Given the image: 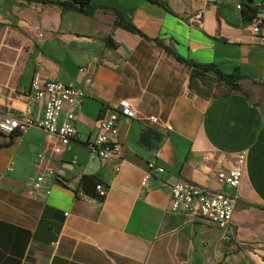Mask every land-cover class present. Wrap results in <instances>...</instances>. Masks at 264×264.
<instances>
[{"label":"crops","instance_id":"obj_1","mask_svg":"<svg viewBox=\"0 0 264 264\" xmlns=\"http://www.w3.org/2000/svg\"><path fill=\"white\" fill-rule=\"evenodd\" d=\"M93 4L100 9L88 16L0 0V123L43 118L45 100L26 113L36 73L89 94L68 145L39 127L0 131V264H264V45L243 18L257 0ZM103 7L121 11L144 37L115 28ZM238 69L249 77L233 91L218 72ZM122 102L136 117L120 116L112 138L120 156H92L100 119ZM150 129L160 136L148 147ZM241 153V185H221L218 170ZM151 161L165 171L144 185ZM85 175L103 184V202L78 191ZM182 181L228 194L230 228L173 211L171 186Z\"/></svg>","mask_w":264,"mask_h":264},{"label":"built area","instance_id":"obj_2","mask_svg":"<svg viewBox=\"0 0 264 264\" xmlns=\"http://www.w3.org/2000/svg\"><path fill=\"white\" fill-rule=\"evenodd\" d=\"M238 9L243 10L242 5ZM256 13L249 21L252 31L257 34L264 45V0H257ZM82 71V70H81ZM89 94L84 89L75 86L73 83H63L57 80H44L39 73L33 77L29 102L26 113H31L34 103L45 100L44 116L36 119L32 116L21 118L5 116L0 123V131L11 133L14 130L24 131L29 127H39L48 134L57 136L63 146L68 145L78 135L75 125L76 110L80 108L83 101ZM135 118L136 111L127 103L122 102L116 105L109 115L100 119L99 131L95 138L89 142L92 156L102 159L119 157L122 145L112 138L118 133V122L120 116ZM149 121L153 124L160 122L158 117L152 116ZM170 129L169 126H167ZM60 150L57 149V152ZM246 155H238L232 167H222L217 172V180L221 185L237 188L241 185L244 173ZM9 170H13L12 167ZM164 167L156 162L148 163L143 184L146 185L153 174L163 173ZM53 171L46 175L37 177L34 187L41 188L47 176H53ZM97 190L105 194L103 184L97 185ZM172 210L175 212H194L203 220L210 222L221 229H229L234 213V201L223 191L215 190L193 181L177 182L171 186ZM226 238H229L226 236Z\"/></svg>","mask_w":264,"mask_h":264},{"label":"trees","instance_id":"obj_3","mask_svg":"<svg viewBox=\"0 0 264 264\" xmlns=\"http://www.w3.org/2000/svg\"><path fill=\"white\" fill-rule=\"evenodd\" d=\"M28 1H34L43 4H55L58 5L60 8H62L63 11H75L88 16H93L95 12L98 9H100V7L93 4V0H28ZM102 9L105 12L113 13L115 15V22H114L115 28H122L144 37V34L121 11L111 7H103ZM255 13H256L255 8L248 6L247 9L243 10L244 20L249 22ZM106 40L109 46L111 47L117 46L116 43L113 41L112 37H108ZM158 43L162 45L161 42ZM166 49L168 52H170V49L168 48ZM179 59L183 61L182 58ZM218 75H219V81L229 86L233 91L241 90L240 81L246 77H249L239 69L229 75L219 71ZM98 184H100V181L98 180L97 177L92 175H85L79 182L77 189L85 196L103 202L106 196L105 194H101L100 192H98L97 190Z\"/></svg>","mask_w":264,"mask_h":264},{"label":"water","instance_id":"obj_4","mask_svg":"<svg viewBox=\"0 0 264 264\" xmlns=\"http://www.w3.org/2000/svg\"><path fill=\"white\" fill-rule=\"evenodd\" d=\"M159 136L160 135L158 134V132H156L153 129H150L147 132H145V134L143 135V137H142V143L145 146L150 147L152 145V139H155L156 140V139L159 138Z\"/></svg>","mask_w":264,"mask_h":264}]
</instances>
